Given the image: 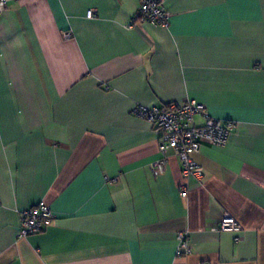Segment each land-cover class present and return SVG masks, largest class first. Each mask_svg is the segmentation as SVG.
Returning a JSON list of instances; mask_svg holds the SVG:
<instances>
[{"label":"crops","instance_id":"crops-1","mask_svg":"<svg viewBox=\"0 0 264 264\" xmlns=\"http://www.w3.org/2000/svg\"><path fill=\"white\" fill-rule=\"evenodd\" d=\"M162 1L167 27L138 0H8L0 264H264V0ZM189 99L235 128L193 155L200 181L171 150L154 175L158 134L132 111ZM40 201L52 224L18 237ZM224 215L241 230H215Z\"/></svg>","mask_w":264,"mask_h":264},{"label":"built area","instance_id":"built-area-1","mask_svg":"<svg viewBox=\"0 0 264 264\" xmlns=\"http://www.w3.org/2000/svg\"><path fill=\"white\" fill-rule=\"evenodd\" d=\"M8 0H0V17L5 11ZM139 6L135 18L142 23H149L159 27H167L169 12L165 10L162 0H138ZM94 10L86 12V18H95ZM64 39L72 37L71 32L63 33ZM133 114L150 123L158 134V150L161 158L151 165L154 175L163 172L167 161L166 153L173 151L181 164V174L185 180L194 177L200 181L203 172L194 161L193 155L199 151L202 143L215 147H224L229 135L235 128L233 121H221L208 115L205 105L196 100H186L182 103H168L155 106L138 105ZM199 117L202 122L197 121ZM187 182L180 188V196H187ZM54 220L50 207L40 201L31 208L20 213L18 237L25 238L30 234L43 232ZM217 231L239 232L241 227L230 215H224L215 228ZM179 254L187 255L191 252L187 233L177 235Z\"/></svg>","mask_w":264,"mask_h":264}]
</instances>
